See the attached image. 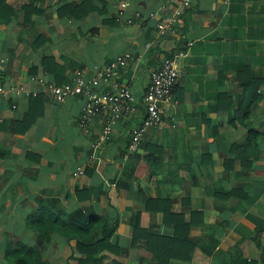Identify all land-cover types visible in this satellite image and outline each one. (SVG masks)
I'll list each match as a JSON object with an SVG mask.
<instances>
[{"label":"crops","instance_id":"obj_1","mask_svg":"<svg viewBox=\"0 0 264 264\" xmlns=\"http://www.w3.org/2000/svg\"><path fill=\"white\" fill-rule=\"evenodd\" d=\"M4 1L13 12L8 23L0 22L5 84L30 76L63 84L76 70L90 75L128 52L133 59L121 81L141 100L151 70L177 51L187 56L172 100L160 105V126L146 132L133 154L127 146L142 121L141 105L104 143L99 116L88 133L78 126L83 97L64 103L48 95L0 98V264H13L4 252L18 245L38 251L46 264H77L82 258L62 235H43L29 224L45 209L78 217L94 213L114 226L117 253L103 252L102 264H155L142 242L131 247L133 226L138 218L144 231L172 237L174 229L158 209L166 204L186 222L191 213H202L188 235L213 238L221 253L212 258L197 247L189 263L171 264H264V0H191L175 32L163 37L156 25L173 9L167 0L129 1L132 25L114 20L121 0ZM259 81L251 116L232 124L243 85L252 91ZM249 128L263 138L244 159L233 145ZM144 160L154 173L135 179V166ZM77 167L84 175L74 178ZM238 188L249 197L227 196ZM142 196L162 203L147 211Z\"/></svg>","mask_w":264,"mask_h":264},{"label":"built area","instance_id":"obj_2","mask_svg":"<svg viewBox=\"0 0 264 264\" xmlns=\"http://www.w3.org/2000/svg\"><path fill=\"white\" fill-rule=\"evenodd\" d=\"M129 1L135 0H121L119 3L114 19L116 23L134 24L135 15L126 16ZM167 1L173 4V9L156 25V32L160 37L175 32L183 13L191 5V0ZM224 1L228 2V0ZM154 15L150 13L148 17L153 18ZM186 56L187 51H177L170 57L164 58L158 69L151 70L141 100H137L130 88L121 81L122 72L133 59L128 52L118 55L101 68H95L90 75L85 70H76L70 79L61 85H56L41 76H30L24 82L9 84H5L0 79V98L11 101L18 98L35 99L48 95L58 103H64L73 97H83L84 103L78 126L84 133H88L91 119L99 116L103 121L99 140L104 143L111 140L116 124L123 119L137 115L141 105L144 110L142 121L131 130L130 142L127 146V153L133 154L138 152L146 132L160 126L162 122L160 105L172 100V92L180 75L179 64ZM10 107L11 109L16 108L15 104H11ZM82 175H84L82 167H77L72 173L74 178Z\"/></svg>","mask_w":264,"mask_h":264},{"label":"trees","instance_id":"obj_3","mask_svg":"<svg viewBox=\"0 0 264 264\" xmlns=\"http://www.w3.org/2000/svg\"><path fill=\"white\" fill-rule=\"evenodd\" d=\"M6 13V16H4ZM12 9L5 3L4 0H0V22L8 23L12 14ZM60 85L62 81L56 82ZM261 84L259 81L253 86L252 91L247 89L249 83L243 85V91L238 97L237 110L234 113L235 118H241L243 123L251 116V108L254 103L260 98L257 90ZM27 128L19 130L23 133ZM263 138V134L256 131L253 128L247 129V133L241 143L233 145V147L241 148L244 159L248 156L247 152L249 147L256 145L258 140ZM246 155V156H245ZM250 167V162H248ZM153 174V165L148 160L137 163L134 170V178L138 179L145 174ZM227 196H236L240 199H247L249 197L248 192L244 193L243 189H233ZM143 204L147 211L153 212L155 207H160V200H151L142 196ZM163 211L164 223L172 225L174 229V235L172 237L159 236L157 234H150L144 231L139 224L138 218L133 226V234L131 238V247H137L142 242L145 250H147L155 261V264H171L172 261L189 263L191 256L195 248L199 247L208 256L217 258L221 256L220 251H215L218 242L211 237L190 238L189 231L193 224L201 223L202 219L196 220L197 217H201L202 213H191L190 222L185 221L184 215H173L170 213V205L166 204L163 208H158ZM62 212L51 213L47 209L43 210L38 219H29V224L32 227L46 235L48 233L56 232L69 241V244L79 253L82 258L76 259L77 264H102V253L114 252L117 253L115 245L112 244L115 228L109 226L106 222L95 215L89 213L85 217H81L77 214L64 215ZM98 232L102 234L97 235ZM42 235V236H43ZM224 255V253H223ZM222 255V256H223ZM4 259L13 264H46L41 255L35 249L28 248L24 245H18L15 248L7 247L4 252ZM248 264L244 261H236L234 264ZM140 264H144L140 262ZM253 264V263H249Z\"/></svg>","mask_w":264,"mask_h":264}]
</instances>
